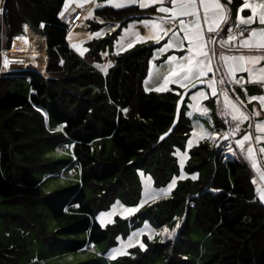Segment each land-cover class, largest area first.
I'll return each instance as SVG.
<instances>
[{
	"label": "trees",
	"instance_id": "trees-1",
	"mask_svg": "<svg viewBox=\"0 0 264 264\" xmlns=\"http://www.w3.org/2000/svg\"><path fill=\"white\" fill-rule=\"evenodd\" d=\"M65 2L3 0L6 10L0 16V29L5 28L0 35V41H6L3 47L9 51L15 36H27L43 49L47 43L48 62L42 68L44 72L27 67L1 74L0 197L23 201L32 211L43 200L59 221V229L51 237L39 222L27 225L36 224L41 237L51 246L56 247L58 235H63L70 238L64 246L79 251L88 244L115 242L113 234L127 220L104 227L97 216L122 192L125 202L140 196L138 170L151 169L157 183L163 184L169 181L171 171H179L173 154L176 147H185L192 123L185 102L179 106L181 96L175 91L178 88L156 92L144 87L149 61L157 45H141L130 52L114 54L115 33L87 41L83 44L84 54L94 63L104 62L103 53L110 50L112 63L104 75L69 46L67 28L62 22L67 12L63 11ZM150 11L137 5L92 7L89 32L103 26L97 18L121 22L153 13ZM25 24H30L47 40L30 27L28 33H23ZM78 34L85 32L82 29ZM4 48L0 43V49ZM220 87L218 84L221 96ZM223 110L221 96L220 107L214 108L217 129L221 132H224ZM51 121L57 123V130L51 129ZM57 141L73 146L72 155L80 168L81 182L44 196L35 170L52 160L40 158L37 153L44 145ZM225 141L221 136L212 145L205 142L194 148L187 170L203 169L202 176L182 181L170 197L149 206L151 213L154 209L160 212V216H154L159 225L179 223L171 238L164 237V244L150 247L151 250L164 251L169 260L180 261L174 244L193 224L215 243L214 256L204 264H264L261 191L255 183L253 169L239 151H233L230 160L223 157ZM25 215L24 218L32 219L30 213ZM140 217L143 214L133 217V226L141 223ZM79 236L84 238L78 239ZM11 247L0 239V264H22L27 254L25 246Z\"/></svg>",
	"mask_w": 264,
	"mask_h": 264
},
{
	"label": "rangeland",
	"instance_id": "rangeland-1",
	"mask_svg": "<svg viewBox=\"0 0 264 264\" xmlns=\"http://www.w3.org/2000/svg\"><path fill=\"white\" fill-rule=\"evenodd\" d=\"M120 2H122V0H120ZM88 3H92L94 8L110 4L107 0H66L63 11L66 12L73 4L78 8H82ZM132 4L139 5L138 3ZM25 25L32 28V30L39 35L43 36L45 41L47 40L44 35L36 31L30 24ZM28 27L26 29L25 27L23 28V33H28ZM4 29L5 28L2 26V29H0V35L1 32L5 31ZM84 31L87 32V30ZM82 36L83 35L78 34L76 38L83 39ZM84 36H86V33ZM99 36H101V38L103 36L107 37V35H104L103 33ZM73 37L74 35L72 34V36H69V39H72ZM117 39L118 37L114 41L115 44L118 40H120ZM31 40L33 41V39ZM34 42L35 40L32 44L36 49L46 50L45 56L47 53V60L45 59L46 62L44 64L43 62H40L39 64L29 62L30 65L28 64L29 66L27 65V67L44 72L42 71L44 70L42 68L46 66L48 62L47 43L46 49H43L39 47L36 42ZM0 43L2 48H4L3 46L6 44V41L4 40L2 42L1 39ZM81 45H83L81 44V41L72 43L71 48L81 54ZM133 49L134 48L126 47L123 52H130ZM7 51L8 50L5 48L0 49V77L1 74L5 72H16V70L11 71V69L8 68V65L4 64V57L6 56L5 54ZM113 51L114 54H118V52L115 53L114 49ZM105 55L107 58L108 56H111L110 50L105 51L103 56ZM83 58H85L88 63L94 64L104 75L108 73L110 64L108 65V63L105 62L94 63L89 58H86V54L83 55ZM216 88L218 90V87ZM185 104V111L187 115L189 117V113L193 115L191 119L193 131L190 133L184 148H175L173 155L176 158L179 171H171L169 181L163 184L157 183L151 169L138 170L137 188L140 191V196L135 200L130 199L129 202H125L124 193L122 192L116 196L110 207L98 214L97 219L104 227L116 224L121 220H127L128 223L124 224L123 222V224L117 228L118 231L113 234L114 243H110V240H108L101 244H88L86 248L79 251H71L67 246H64V243L70 238L58 235L57 246H51L49 242L45 241L41 237V231L38 227H36V224H32L33 226L30 227L27 225L29 222H39L46 228L47 233L52 234L51 237H53L59 229V221L54 217L43 200H39L36 204V210L34 209V211H32V208H30L29 205L25 206L26 204H24L23 201H7L6 199L0 197V239L2 243L6 246L12 247H16V244L25 246L23 248L27 250V254L23 257L22 264H204L209 261L216 252L214 240L203 229L195 227L193 224L191 229L184 233L178 244H174V247L179 252V260L183 262H174V260H169L164 251L155 252V250H151L156 248L157 244H164V237L169 236L171 238V236H173V234L170 235L169 233H172L173 230L175 232L176 224L173 225V223H168L159 225L154 216H160V212L154 209V213H151L149 211V206L161 199L170 197L182 181L196 180L202 176L203 169L193 172L187 170V166L191 163V151L194 148L205 142H209L211 145L213 144L211 138L208 139V136L203 134L202 130H206L208 132L212 130L210 120L215 122L217 120V116L213 111L214 108L220 107L221 96L218 91L217 97L214 100L209 97L206 100L205 98L200 99L198 103H191L189 101L188 103L185 102ZM194 105L206 107L209 111L207 114H204L197 111L196 107H193ZM223 106L225 107L224 103ZM227 111L229 112L228 109ZM229 113L231 114V112ZM234 121L236 123V120ZM238 123L239 131L237 134H242L243 130L250 128L253 120L249 119V122L246 120L243 122L238 121ZM49 126L52 130L58 129V125L54 121H51ZM1 129L2 122L0 119V135L2 132ZM189 141H191L190 146ZM107 142L109 145L112 144L111 140H108ZM72 147L73 146L71 144H62L57 141L54 144L44 145L37 153L40 158H49L52 160L51 163H46L43 167H39L35 170V176L39 180L44 196L54 191L80 184L81 171L77 162L73 158ZM170 183L172 186L169 188L168 185ZM162 188L166 191L159 193V189ZM117 201H119V204H117ZM141 201H143V203H141ZM261 201L264 204V200L261 199ZM137 205L140 206L135 212L126 214V208L136 207ZM113 206H115V209ZM25 213H30L32 215V219L24 218V216L26 217L27 215H25ZM102 213L104 215H101ZM147 213L149 214L145 216ZM138 214H143V217H140L139 219L141 223L133 226L131 221L133 217ZM28 218L31 217L28 216ZM192 219H194V213L192 215ZM124 225H126L125 228ZM165 228L168 229L167 233L163 230ZM82 237L84 238V236H79L78 239ZM130 238L131 244H129ZM140 243H143L146 247L141 248ZM121 248H123V252H113V250ZM13 251L14 249H12L11 252L13 253ZM113 255H115V258H113Z\"/></svg>",
	"mask_w": 264,
	"mask_h": 264
},
{
	"label": "crops",
	"instance_id": "crops-1",
	"mask_svg": "<svg viewBox=\"0 0 264 264\" xmlns=\"http://www.w3.org/2000/svg\"><path fill=\"white\" fill-rule=\"evenodd\" d=\"M242 2L243 0H239V2L236 0H219V3L223 6L225 15L227 17L226 20H222L220 22V28H219L220 35L217 36L215 32L208 33L207 31H205L206 39H208L209 41L211 40L217 41V43L214 46H212L214 47V51H215V55L212 60L214 70L213 72H209L207 76L199 77L198 79H193L191 80V82H182V83H186L187 87H183L181 83H170L165 90L163 91L158 90V86L162 83V80L160 78V73L164 71L168 66L167 57L170 55H176V56L187 55L188 49L186 47L182 49L181 48H169L166 51H163V52L160 51V49L164 48L169 37L171 36V33L169 34V37H165L163 40H160L159 42H156L155 40H152V39L137 40L135 36V30L137 29L142 35L147 34V28L142 23H140L141 21L156 20L160 17H167L171 15L170 13H163V12L157 11V8L160 6L159 0L156 4H153L151 6L141 7L143 9H151L152 11L150 12H153V13L143 15V16L131 17L127 21L123 20L121 22H111L103 18H97L99 19L98 22L102 24L103 26L95 32H89V30L85 32L83 30L86 33V36H84L83 34L82 36L83 39L80 38V41H81V44H84L93 38H100L101 36L99 35L101 33L107 36L113 35L115 33L117 35L116 38L118 37V39H120V40L117 39L118 42L116 44L114 43L113 45L115 53L123 52V50H125V48L128 47L129 44H131L132 46L128 48H135L141 45H144V46H148L152 44L157 45L149 61V68H148L147 77L144 81V87L147 91H156V92H165V91L174 90L175 87L178 88L175 91L178 92L181 96V99L179 101V106H182L184 102L188 103L190 101L191 103H198L199 100L203 98H205L206 100L209 97H211L212 99L213 97H217L218 93L216 94V96L212 95V89H211L210 84L208 83V81L213 80L214 78L215 86L218 87V84L221 86L220 89H221V96H222L223 103L225 104V97L227 95L229 103H235L237 107L240 108L241 111H243L245 114L249 116V119L253 120V123L251 124L250 128H246L245 130H243L242 134H235L234 136L235 140H239L246 133H251L250 141H245V148H247L249 146V143H251L252 156L250 157L246 151L241 150L240 146L237 145L235 141V148L232 151H230L229 154L226 155V157L227 159H231L232 153L235 150L239 151L242 154V156L245 158V160L248 162V164L253 169V172L255 174V183L261 191L260 195H262L264 194V151H261V149H264V138L258 139V137H264V132L259 131L256 125L258 122H264V105L261 104V101L259 99H251V97H254V96L264 97V79L261 78L262 76H264V74L260 73L259 71H255L254 75L250 76L248 71L241 70V71H236L233 75L232 73H228L227 64L219 60V56L221 52H223L225 55H236V56L238 55H258L259 54L256 51H249L248 49L243 48V46L239 43V40L242 39L240 35H236L235 40L231 42H227V46L225 47H222L221 44L219 43V40L221 38H224L226 41V38L228 36V34H226L227 26L229 27L230 23L234 19H238V15H242L245 17L249 15H253L251 9L249 8H245L243 9V11L238 12V9H240V4ZM249 2L258 4L260 0H249ZM163 4L164 6H168V7L171 6L169 3V0H163ZM130 5H135V4H128L126 6H130ZM85 6L88 9V15H89L93 7V4L88 3ZM106 6L114 7L113 4L111 3ZM126 6H123V7H126ZM198 6L200 8L201 25L206 30L207 24L204 21V17H203V6L199 5V2H198ZM76 7L77 6L73 4L67 10V12ZM259 12L260 10L259 8H257V13L254 16L252 23L248 25L242 24L243 26H246L248 28V32L245 35H243V37H248L250 35L251 29L259 30L261 28H264V25L260 24V21H259ZM180 19H184L187 24L190 21L194 22L195 17L183 16V17L176 18V26L174 28V31L178 32L179 36L182 37L184 33H183V29L179 25ZM126 28L129 29L128 32H125ZM96 33H99V34L96 35ZM184 43L186 45L187 40H185ZM80 48H81L80 50H85L83 45H81ZM103 57H104V62L108 63V65L109 64L111 65L112 56H108L107 58V56L105 55ZM246 67H253L254 69H259L261 67H264V60L260 61L256 65H252V64L246 65ZM221 78H223V81H224L222 84L220 83ZM235 80H240V83H236ZM201 81H204V82L201 83ZM193 85H195V87H193ZM201 91H204V93L206 94L204 97L199 96V93ZM218 91L219 90H217V92ZM228 110L229 112H231L230 108ZM256 112H259V115H254V113ZM192 117L193 115H190V119H192ZM249 119H247L246 121L249 122ZM236 123H238L237 120H236ZM210 124H211L212 130L209 132L216 131V132L221 133L220 136L215 137L214 139L211 138V141L213 143H216L218 140H220L221 136H223V132L217 129V120L216 122L210 120ZM262 126H264V124H262ZM192 131H193V128H192ZM208 139L210 138L208 137ZM253 157L255 158L254 160H253Z\"/></svg>",
	"mask_w": 264,
	"mask_h": 264
},
{
	"label": "snow or ice",
	"instance_id": "snow-or-ice-1",
	"mask_svg": "<svg viewBox=\"0 0 264 264\" xmlns=\"http://www.w3.org/2000/svg\"><path fill=\"white\" fill-rule=\"evenodd\" d=\"M3 0H0V3H2ZM108 3L113 4L114 7L120 8L123 6H126L128 4L132 3H138L140 7L145 6H151L153 4H156L158 0H107ZM160 6L157 8V11L163 12V13H170V16L167 17H160L156 20H144L141 21L146 28H147V34L142 35L139 30H135V36L137 40H147L152 39L156 42H159L160 40H163L165 37H169V34L171 33V36L169 37L167 43L165 44L164 48L160 49V51H166L169 48H187L188 53L187 55L183 56H176V55H170L167 57V68L160 73V78L162 80V83L158 86V90L163 91L165 90L170 83H181L183 87H187L186 83L182 82H191L193 79H198L199 77L207 76L209 72H213L214 66L212 63L213 57L215 55L214 46L217 41L211 40L209 41L205 37V31L208 33H213L217 36L220 35V22L222 20H226L227 17L225 15V11L223 9V6L219 3V0H169L170 7L164 6L163 0H159ZM199 5L203 6V17L204 21L207 24V29L202 27L201 21H200V8ZM249 8L251 9L253 15H249L247 17L238 15V20L240 24L248 25L253 22V18L257 13V8H259V21L260 24L264 25V0H260L258 4L256 3H250L249 0H243V2L240 4L239 11H243V9ZM0 12H3V9L0 8ZM61 16L64 15L63 12L60 13ZM91 15V13H89ZM195 17L194 22L190 21L186 24L184 19L179 20V25L183 29L184 35L181 37L179 36L178 32L174 31V28L176 26V18L177 17ZM167 25V26H165ZM43 26V24L41 25ZM25 29L28 27L27 25H24ZM239 32V35L242 37V39L239 40V43L243 46V48L248 49L249 51H256L259 53L258 55H225L223 52L220 53L219 60L223 61L227 64V71L228 73H234L236 71L246 70L249 72L250 76L254 75L255 71H259L260 73L264 74V67H261L259 69H254L253 67H246V65L252 64L256 65L260 61L264 60V28H261L259 30L257 29H251L250 35L248 37H243V32L248 31V29H240L239 25L236 26ZM129 29L126 28L125 32H128ZM229 34L226 38V41L224 38H221L219 40V43L222 47L227 46V42H231L236 39V35L233 34L232 29L229 28L228 30ZM99 33H96L98 35ZM21 39H24L23 37H20ZM187 40V44L185 45L184 41ZM132 45L129 44L128 47H131ZM85 50H81V55H83ZM211 53V54H210ZM9 59L7 56L4 57V64L7 65L9 63ZM21 63L23 61H20ZM264 79V76L261 77ZM204 81H201L203 83ZM223 78H221L220 83L222 84ZM236 83H240V80H235ZM208 83L211 86L212 89V95L216 96L217 94V88L215 86L214 78L213 80L208 81ZM195 87V85H193ZM246 91V89H245ZM206 94L204 91H201L199 93L200 97H204ZM195 98V96H194ZM251 99H259L261 101V104L264 105V97H251ZM193 107H196V110L199 112H202L204 114H207L209 109L206 107H202L199 105H194ZM231 109V115L233 120H237L240 122H243L244 120L249 119V116L245 114L243 111L240 110L239 107L235 103H229L227 95L225 97V110L222 111V115L227 116L229 115V112L227 109ZM189 115H192L189 113ZM254 115H259V112L254 113ZM225 124L228 123L227 120L224 121ZM264 122H258L256 127L259 131L264 132V126H262ZM239 129V123L235 125L234 128H229L227 131L223 132V138L228 139L229 136H234L235 133ZM171 131V130H170ZM203 134L207 135L209 138H215L221 135L220 132L212 131L208 132L206 130H202ZM165 136L168 135V133L164 134ZM251 133H246L241 139L236 140V144L240 146L241 150H244L247 152V154L251 157L252 156V147L251 143H249V146L245 148V141H250ZM264 138V137H258V139ZM163 139V137H161ZM191 145V141H189V146ZM231 150V148H230ZM261 151H264V149H261ZM255 158L253 157V160ZM255 166V164H254ZM172 184L170 183L168 187L170 188ZM165 189H159V193L165 192ZM150 195V194H148ZM261 199L264 200V194L261 195ZM143 203V201H141ZM117 204H119V201H117ZM140 205H137L136 207L126 208L125 212L126 214H131L137 210V208ZM115 209V206H113ZM123 207V206H121ZM101 215H104L103 213ZM176 227H179V224L176 225ZM166 233L168 232V229H163ZM174 234V230L172 233ZM135 235V234H134ZM151 238V235H150ZM129 244H131V238L129 240ZM141 248H145L146 245L143 243H140ZM113 252H123V248L121 249H115ZM113 258H115V255H113Z\"/></svg>",
	"mask_w": 264,
	"mask_h": 264
},
{
	"label": "built area",
	"instance_id": "built-area-1",
	"mask_svg": "<svg viewBox=\"0 0 264 264\" xmlns=\"http://www.w3.org/2000/svg\"><path fill=\"white\" fill-rule=\"evenodd\" d=\"M0 8L3 9V12H0V16H3L6 13L5 7L3 6V2L0 3ZM73 9L69 10L66 13V15L62 18V22L66 25V28H67V38L66 39L70 47L72 43H77L80 41V38H76L78 31L82 29L89 30L90 28V24L88 22L89 15H88L87 7L86 6L82 8L76 7L74 10ZM237 25H239L240 29H245V28L248 29L246 26H243L242 24H240L238 19H234L230 23L229 27L227 28V34H229L228 32L229 28H231L233 34L239 35L238 29L236 27ZM41 28H43V26H41ZM247 32L248 31H244L243 35H245ZM72 34L74 35V37L72 39H69V36ZM225 120L228 121L227 124L224 123ZM221 122L224 126V132L227 131L229 128H234L236 125L230 115L224 116L221 114ZM237 132L235 134H237ZM234 136H229L222 147V155L225 157L227 154H229L230 151H232L235 148L236 140Z\"/></svg>",
	"mask_w": 264,
	"mask_h": 264
},
{
	"label": "bare ground",
	"instance_id": "bare-ground-1",
	"mask_svg": "<svg viewBox=\"0 0 264 264\" xmlns=\"http://www.w3.org/2000/svg\"><path fill=\"white\" fill-rule=\"evenodd\" d=\"M20 37H23L24 39H21ZM33 41L31 40V38L29 39V37L23 35L15 36V38L12 40V47L5 54L10 61L7 65L8 68L11 69V71L26 70L29 62H34L37 64H39L40 62H46V50L44 51L36 49L32 44ZM20 61L23 62L21 63Z\"/></svg>",
	"mask_w": 264,
	"mask_h": 264
},
{
	"label": "water",
	"instance_id": "water-1",
	"mask_svg": "<svg viewBox=\"0 0 264 264\" xmlns=\"http://www.w3.org/2000/svg\"><path fill=\"white\" fill-rule=\"evenodd\" d=\"M160 244H157L156 247H158Z\"/></svg>",
	"mask_w": 264,
	"mask_h": 264
}]
</instances>
